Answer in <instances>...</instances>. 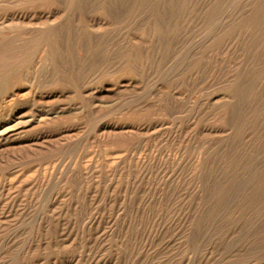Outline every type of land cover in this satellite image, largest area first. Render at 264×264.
I'll return each instance as SVG.
<instances>
[{"label":"rangeland","instance_id":"obj_1","mask_svg":"<svg viewBox=\"0 0 264 264\" xmlns=\"http://www.w3.org/2000/svg\"><path fill=\"white\" fill-rule=\"evenodd\" d=\"M4 8L61 17L44 35L13 26L1 72L19 40L68 50L36 71L55 93L46 104L9 105L2 81L0 130L25 106L47 114L43 130L80 134L13 170L0 163V264L23 255L25 264H264V0H0ZM127 118L158 126L88 139L97 124Z\"/></svg>","mask_w":264,"mask_h":264},{"label":"bare ground","instance_id":"obj_2","mask_svg":"<svg viewBox=\"0 0 264 264\" xmlns=\"http://www.w3.org/2000/svg\"><path fill=\"white\" fill-rule=\"evenodd\" d=\"M21 1V0H20ZM36 1V0H35ZM81 1V0H80ZM19 2V1H18ZM77 0H70V4H75ZM109 2V1H108ZM17 3V2H16ZM23 3V2H22ZM14 4V3H13ZM32 4V3H31ZM39 5V2L37 3ZM11 5V4H10ZM36 5V4H33ZM31 5V7L33 6ZM24 6V5H23ZM27 7V5L25 6ZM29 7V6H28ZM8 8V7H7ZM3 9L5 11H0V43L8 38L13 37L14 32H16V29L13 28V26H18L23 29L27 33V35H44V29H48L45 26V23H48L49 21H52L54 23L59 22V18L57 16V12L55 11H47V13H44L43 10H27V9ZM20 8V7H19ZM30 9V7H29ZM2 10V9H1ZM53 10V9H52ZM60 13V12H59ZM73 13V12H72ZM74 14V13H73ZM63 15V14H62ZM73 16V15H72ZM90 18V17H89ZM88 23H96L98 22L95 18L89 19ZM104 21V20H103ZM64 24V23H63ZM91 24V25H92ZM102 24V23H101ZM102 27V26H101ZM92 28V27H91ZM104 28V27H103ZM79 30V29H78ZM164 31V30H163ZM24 32V33H25ZM152 32V31H151ZM25 33V34H26ZM66 33V32H65ZM125 33V32H124ZM157 34V33H156ZM26 36V35H25ZM113 36V35H112ZM24 37V36H23ZM28 37V36H27ZM23 39V38H22ZM61 45V46H59ZM56 44V43H46V40L44 41V37H40L38 41L35 43L25 42L23 41H16L15 45L12 47V49L9 51V59L10 64L8 68V72H1L0 71V84H2L3 80H7L9 84L11 85L10 90L8 91V98L9 102L8 104L12 103L11 105H15L16 101L23 98L24 100H28L29 102H38V103H45L44 99L55 95V93L52 92H44V87H40V82L37 80V74L36 71L38 68H40L42 65H44V58L49 59L51 63L55 61L54 54L61 51L68 50V46L65 43V47L62 44ZM70 45V44H69ZM79 45V44H78ZM76 45V47L78 46ZM63 46V47H62ZM71 46V45H70ZM69 46V47H70ZM86 46V45H85ZM80 47V45H79ZM65 50H64V49ZM89 48V47H88ZM122 48V47H121ZM79 49V48H77ZM76 49V50H77ZM81 49V48H80ZM80 49L78 51H80ZM130 49V48H129ZM76 51L79 55V52ZM125 51V50H124ZM81 52V51H80ZM83 52V51H82ZM48 53L49 55L48 57ZM151 54V53H150ZM5 55V54H4ZM59 55V54H58ZM135 55V54H134ZM6 58V55L4 56ZM66 58V57H65ZM90 59V58H89ZM58 60V59H57ZM73 60V59H72ZM93 60V59H92ZM100 61V60H99ZM7 63V62H6ZM47 63V62H46ZM50 63V64H51ZM70 63V62H69ZM104 63V62H103ZM2 64V62H1ZM0 64V65H1ZM48 64V63H47ZM59 64V63H58ZM52 65V64H51ZM53 67V66H52ZM51 67V68H52ZM90 67V65H89ZM99 68V67H98ZM43 72V71H42ZM134 73V72H133ZM114 74V73H113ZM39 76V75H38ZM49 77V76H48ZM70 77V76H69ZM91 77V76H90ZM45 79V78H44ZM78 79V78H77ZM87 79V78H86ZM21 81L24 83L22 84ZM79 81V80H78ZM106 84V83H105ZM91 85V84H90ZM83 87V86H82ZM49 89V88H48ZM73 89V88H72ZM102 89V88H101ZM100 89V90H101ZM6 91V89H5ZM91 93V91L89 92ZM100 94L101 91H98L97 94ZM1 94V93H0ZM4 93H2L1 96H3ZM95 96V95H94ZM4 96L2 97V99ZM95 98V97H94ZM5 99V98H4ZM3 99V100H4ZM92 99V98H91ZM1 100V99H0ZM6 100V99H5ZM2 101V100H1ZM0 101V102H1ZM8 101V100H7ZM23 101V100H22ZM21 101V102H22ZM47 101V100H46ZM3 102V101H2ZM19 102V101H18ZM24 102V101H23ZM30 102V103H31ZM5 103V104H7ZM27 103V102H26ZM25 103V104H26ZM56 103V102H55ZM4 104V103H3ZM9 104V105H10ZM17 104V103H16ZM46 104V103H45ZM9 105L7 107L9 108ZM19 105V104H18ZM23 105V104H22ZM28 105V104H27ZM29 106V105H28ZM40 106V105H39ZM38 106V107H39ZM3 108V106H1ZM32 107V106H31ZM37 108V107H36ZM6 109V107H5ZM13 111V119L11 120V123L9 126L5 127L3 130H0V163H3L4 161H7L8 163H11L10 169L17 167L20 165V163H24L25 161L36 159V158H44V153L51 152L54 150L60 149V146L67 141L70 140L73 136H76L79 133H77L79 130L77 129V126L73 127H66L62 125L60 128H56V131H48L47 129L43 130L45 117L47 114L43 112H38L35 115H31L30 109H26L25 106H19L18 108H14ZM39 109V108H37ZM41 109V107H40ZM44 109V108H42ZM10 110V108H9ZM13 110V109H12ZM45 110V109H44ZM37 111V110H36ZM47 112V111H45ZM58 112V111H57ZM8 113V112H7ZM6 113V114H7ZM139 114V113H138ZM10 115V114H8ZM7 115V116H8ZM54 116V115H53ZM57 116V115H56ZM121 117V116H120ZM49 118V117H48ZM52 118V117H51ZM50 118V120H51ZM55 117H53L54 119ZM110 118V117H109ZM125 118V117H123ZM5 119V118H4ZM9 119V118H8ZM52 119V120H53ZM46 120V119H45ZM49 120V119H48ZM47 120V121H48ZM49 120V121H50ZM129 119L127 118L126 121ZM7 121V120H6ZM79 121V120H78ZM119 122V121H109V122H103L97 124L94 129L92 135L88 136V139L90 140H127L129 138L133 137H142L147 136L151 131L154 130L158 123L154 120L152 122H138V120L134 123L130 121L131 123L127 122ZM135 121V120H134ZM4 122V121H3ZM47 123V122H46ZM53 123V122H52ZM51 124V123H50ZM76 124V123H75ZM47 125V124H46ZM88 127V126H87ZM161 127V126H160ZM31 128H35V134H23L25 130H29ZM46 128V127H45ZM82 128V127H81ZM189 128V127H188ZM192 129V128H191ZM78 130V131H77ZM83 130V129H81ZM157 130V129H156ZM186 130V129H185ZM184 130V131H185ZM188 130V129H187ZM190 130V129H189ZM200 131H204L207 133L218 131V129L209 127V126H200ZM192 131V130H191ZM179 133V132H178ZM181 133V131H180ZM188 133V131H187ZM202 133V132H201ZM167 134V133H166ZM175 133H173L174 135ZM183 134V133H182ZM189 134V133H188ZM185 135V133H184ZM166 137V136H165ZM185 137V136H183ZM173 138V137H172ZM87 139V140H88ZM91 142V141H90ZM94 142V141H93ZM58 149V150H59ZM10 152V155H3V153ZM55 152V151H54ZM53 152V153H54ZM2 154V155H1ZM55 154V153H54ZM5 164V163H4ZM1 165V164H0ZM37 165V164H36ZM33 165V166H36ZM53 165V164H52ZM51 165V166H52ZM32 167V166H31ZM30 167V168H31ZM20 168V167H19ZM33 168V167H32ZM44 168V167H43ZM9 169V170H10ZM8 170V171H9ZM13 170V169H12ZM22 169H19L21 171ZM30 170V169H28ZM27 170V171H28ZM29 172V171H28ZM8 173V172H7ZM11 173V172H10ZM32 173V170L31 172ZM6 174V173H5ZM13 173H11L12 175ZM16 174V172H15ZM19 174V173H18ZM10 175V177H11ZM14 175V174H13ZM7 176V175H6ZM4 177V176H3ZM26 177V176H24ZM19 178V177H18ZM23 178V177H21ZM36 178V177H35ZM11 179V178H10ZM13 179V178H12ZM37 179V178H36ZM29 180V179H28ZM20 181V180H19ZM41 180H39L40 182ZM14 182V181H13ZM18 182V181H16ZM25 182V181H24ZM37 182V183H39ZM6 183V182H5ZM10 183V182H9ZM17 184V183H16ZM9 185V184H8ZM7 185V186H8ZM30 186V185H29ZM14 188V186H12ZM11 187V188H12ZM28 187V186H27ZM26 187V188H27ZM31 187V186H30ZM36 187V186H35ZM8 188V187H6ZM24 188L26 191L27 189ZM43 191V190H42ZM32 193V191H31ZM36 193V192H35ZM42 193V192H41ZM20 195V194H19ZM11 196V195H10ZM38 197V195H36ZM21 197V196H20ZM19 197V202H20ZM36 197V198H37ZM23 198V196H22ZM16 200V201H18ZM1 201V200H0ZM7 201V200H6ZM5 202V200L2 201V203ZM22 203V202H20ZM17 204V203H16ZM29 204V203H28ZM15 205V204H14ZM21 205V204H20ZM20 205L17 207H20ZM16 206V205H15ZM13 207V203L11 202L9 204L8 208ZM22 207V205H21ZM2 208V207H1ZM5 208V207H4ZM24 208L20 209L23 210ZM9 210V209H8ZM4 211V209H3ZM7 212V211H6ZM15 212V210H14ZM5 213V212H4ZM19 213V212H18ZM39 213V212H38ZM40 214V213H39ZM44 214V213H43ZM6 215V214H5ZM17 215V214H16ZM38 215V214H37ZM42 215V214H41ZM15 216V215H14ZM26 216V215H25ZM6 217V216H5ZM17 217V216H16ZM23 217V216H22ZM36 217V216H35ZM41 217V216H40ZM9 218V217H8ZM13 218V217H12ZM21 219V218H19ZM37 219V218H36ZM22 220V219H21ZM40 220V219H39ZM44 220V218H43ZM2 221V220H1ZM11 222V220H10ZM13 222V221H12ZM11 222V223H12ZM21 221H19L20 223ZM36 223V220H35ZM4 224V223H3ZM2 225V224H1ZM6 225V224H5ZM9 225V224H8ZM6 225V226H8ZM14 225V224H13ZM37 225V224H36ZM35 225V226H36ZM4 227V225H3ZM10 227V226H9ZM2 228V226H1ZM5 228V227H4ZM40 228V227H39ZM16 231V230H15ZM37 227L34 233L37 234ZM40 231V230H39ZM38 231V232H39ZM13 232V231H12ZM12 235L11 233H9ZM8 235V234H7ZM22 236V235H21ZM13 237V236H12ZM16 237V236H14ZM19 237V236H18ZM9 238V237H8ZM3 239V238H2ZM5 242V238L3 239ZM7 240V239H6ZM10 240V239H9ZM17 240V238H16ZM1 241V240H0ZM15 242V241H14ZM10 242H8L9 244ZM24 243V242H23ZM27 243V242H26ZM7 244V242H6ZM16 244V242L14 243ZM22 244V243H21ZM29 244V242H28ZM13 245V244H12ZM26 245V244H25ZM11 246V245H10ZM16 246V245H15ZM36 247V245H34ZM24 247V245H23ZM28 247V246H27ZM5 248V247H4ZM3 248V249H4ZM11 248H13L11 246ZM31 248V247H30ZM22 249V247H21ZM27 250V248H25ZM38 249V247H37ZM11 250V249H10ZM16 251V250H15ZM33 251V249H32ZM31 251V252H32ZM35 252V251H34ZM37 252V251H36ZM8 253V252H7ZM33 253V252H32ZM19 254V253H18ZM5 255V253H4ZM10 255V254H9ZM31 255V253L29 254ZM34 255V254H32ZM2 254H0V257ZM4 257V256H3ZM7 258V257H5ZM3 258V259H5ZM22 264H25V255L21 256ZM2 259V258H1ZM2 259V260H3ZM39 260V259H38ZM1 261V260H0ZM8 262V260H7ZM32 262V261H31ZM35 262V261H34ZM2 264V263H1ZM33 264V263H31Z\"/></svg>","mask_w":264,"mask_h":264}]
</instances>
